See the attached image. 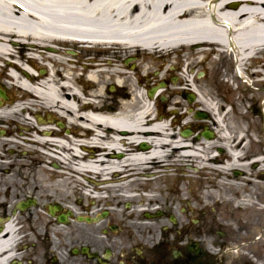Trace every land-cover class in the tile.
<instances>
[{
	"label": "bare ground",
	"instance_id": "bare-ground-1",
	"mask_svg": "<svg viewBox=\"0 0 264 264\" xmlns=\"http://www.w3.org/2000/svg\"><path fill=\"white\" fill-rule=\"evenodd\" d=\"M76 46L106 51L113 57L86 59L84 63L67 61L68 53L74 50L70 47ZM18 48L25 52H18ZM140 51L150 55V60L156 54L165 58L175 53L173 73L180 72L175 84L199 93L198 102L213 108L219 99L209 90L216 89L222 77L251 83L243 75V67L249 68L250 75H264V0H0V77L8 75L20 88L36 94V99L58 112L79 113L76 120L93 128L86 141L71 138L74 152L68 154L78 160L75 176L86 181L105 183L109 180H93L89 174L106 176L131 164L139 170L149 169L147 165L151 164L169 169L161 158L173 151L180 155L171 161L182 159L187 165L195 155L193 143L173 133L169 120L152 117L151 101L147 97L138 99L143 97L142 91L134 93L129 101H121L116 111L100 103L104 97L102 85L108 82L103 74L117 75L120 86L127 84L133 92L138 91L132 78L121 77L130 75L120 63L125 55ZM224 58L231 65L222 74L219 66ZM42 62L61 63V68L51 66L37 78L30 68ZM163 66L159 63L156 67ZM153 67L144 61L135 75L149 79ZM207 73L212 75L211 80L202 81ZM83 80L88 81L87 88L81 86ZM82 94L87 96L86 102ZM215 121L223 131L222 118ZM109 128L113 130L110 134L103 133ZM122 131L129 134L121 135ZM56 141L59 149L71 143L63 138ZM83 142L86 152L80 156ZM144 143L150 149L139 148ZM95 147L105 149L92 154ZM117 149L125 151L122 160L109 158L108 150ZM157 169L145 176L157 175L161 172ZM83 186L89 190L88 183ZM6 234L8 237L0 240L9 241L15 231Z\"/></svg>",
	"mask_w": 264,
	"mask_h": 264
},
{
	"label": "flooded vegetation",
	"instance_id": "flooded-vegetation-1",
	"mask_svg": "<svg viewBox=\"0 0 264 264\" xmlns=\"http://www.w3.org/2000/svg\"><path fill=\"white\" fill-rule=\"evenodd\" d=\"M112 84L102 85L104 97L100 103L117 108L129 93L120 85L113 88ZM81 86L87 88L88 81L83 80ZM3 91L0 236L7 233L6 225L11 220L15 234L10 243L0 245V264H225V249L231 244L237 252L235 264H264V129L258 126V121H264V114L260 107H253V114L243 118L246 133L238 145L241 157L238 167L227 176L229 182L236 184L234 198L241 204L233 232L225 227L220 213H212L206 205L223 201L222 193L215 198L200 180L195 187L187 186L182 191L174 192L167 185L160 189L164 202L158 208L161 216L146 231L122 230L129 223L130 214L119 197H113L117 210L107 212L109 220L100 228L77 226L66 231L58 217L51 215V206L64 204L65 188L73 183L67 179V165L62 162L63 156L68 158L69 154L66 144L59 149L56 139L72 142V137L88 138L87 124L82 120L79 123V113L73 111H43L38 107L36 94L27 90ZM165 96V101L159 97L156 104L169 106L171 91L167 89ZM86 97L83 95L84 102ZM18 104L21 106L15 107ZM207 151L214 149L208 147ZM223 152L217 148L218 155ZM109 155L123 157L119 152ZM223 177L226 176L216 178ZM205 183L209 189L217 188L213 180ZM247 204L251 205L249 213Z\"/></svg>",
	"mask_w": 264,
	"mask_h": 264
},
{
	"label": "rangeland",
	"instance_id": "rangeland-1",
	"mask_svg": "<svg viewBox=\"0 0 264 264\" xmlns=\"http://www.w3.org/2000/svg\"><path fill=\"white\" fill-rule=\"evenodd\" d=\"M48 45H50V44H48ZM57 45V44H56ZM57 46H59V45H57ZM60 47V46H59ZM67 48H69V47H67ZM70 48H73V49H76L78 52H81V50H82V48H78L77 46L76 47H70ZM17 51H20V53H24L25 52V50H19V48L17 49ZM94 53H98V54H101V53H103V52H100V50H90V51H85V53H84V56L86 55V54H88V55H91V56H94ZM138 53H140V52H138ZM83 54H81V56H82ZM109 55H111V54H109ZM129 55H137V53L136 52H132V53H130ZM157 56L158 55H161V54H156ZM84 56H82V57H84ZM112 56V55H111ZM140 56H141V59H140V63H144V61H145V63L146 64H150V65H152V64H154V67L152 68V71L153 70H158L159 69V67H156L157 65H159V62H157L155 59L154 60H150V59H148L149 57H148V55H145V54H140ZM156 56V57H157ZM124 57H126V55L124 56ZM153 57H154V55H153ZM169 57L170 58H168V59H166L165 61L163 60V62H165L166 64H167V67L169 68V69H171L170 67H171V65H172V61H175L174 59H176V56L174 55V54H171V55H169ZM214 57H216L215 55H214ZM208 61H206V63H207ZM230 62L227 60V58H224L222 61H221V63H220V68H219V71H220V73H224L225 72V70H226V68H228V67H230ZM233 67H234V64L232 65ZM180 68H184V66L182 65ZM250 70H255V69H250ZM180 73V72H179ZM179 73H177V76H180V74ZM171 75H173V74H171ZM210 76H212V75H210V74H206L205 76H204V78H203V80L202 81H207V80H211L210 79ZM252 76V78L254 79V76L253 75H251ZM180 80V78L178 79V81ZM223 80H225V81H228L230 84H231V87L229 86V83H226V82H224ZM256 80H258V78H256ZM255 80V84L257 85V87H255V86H253V87H249V86H247V85H245V84H243V83H240V82H237V81H233L231 78H229V77H222V81L219 83V84H217V85H215V87H216V89H213V90H209L210 91V93H222V92H231V93H236V95H238V92L239 91H241V90H244L245 88H250L251 90H260V89H262V88H264V85H262L260 82H258V81H256ZM217 81V80H216ZM176 85H179V87H183L182 85H180V84H176ZM203 91H205V90H203ZM228 128H229V125L227 126ZM229 132V131H228ZM230 134H231V136L232 137H234V135H233V133L230 131ZM175 152H173V154H174ZM178 154H180L179 152H178ZM199 162L197 163V164H205V160H202V161H200V160H198ZM179 163H181V162H179ZM180 167V166H179ZM124 175H126L127 176V174H123V176ZM125 176V177H126ZM105 177H108V176H105ZM125 177H121V179H123L124 180V178ZM131 179V178H130ZM130 179H128V180H130ZM135 179V178H134ZM126 180V179H125ZM127 180V181H128ZM127 181H124L125 183H123V185H125L126 184V182ZM122 185V186H123ZM117 186H118V184H117ZM120 186V185H119ZM125 187V186H124ZM128 187H131V188H135L136 187V184L135 183H133L132 184V186H128ZM111 189V188H110ZM109 189V190H110ZM151 190H154V188H151ZM72 192H73V190H72ZM133 193V192H132ZM67 195V194H66ZM232 203V202H231ZM140 204H138L137 206H136V209L138 208V206H139ZM137 216H138V214H137ZM132 221H136V220H133V219H131ZM232 221H233V219H232Z\"/></svg>",
	"mask_w": 264,
	"mask_h": 264
}]
</instances>
